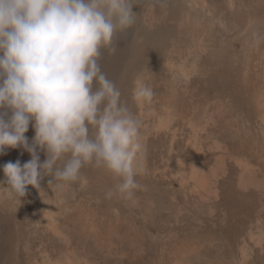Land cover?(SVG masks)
I'll return each instance as SVG.
<instances>
[{"label":"rangeland","instance_id":"obj_1","mask_svg":"<svg viewBox=\"0 0 264 264\" xmlns=\"http://www.w3.org/2000/svg\"><path fill=\"white\" fill-rule=\"evenodd\" d=\"M221 2L223 15L206 4L202 24L172 46L159 83L138 79L155 95L133 110L136 180L158 198L143 188L109 200L115 181L91 178L21 203L1 193L20 226L3 229L1 264H264V5Z\"/></svg>","mask_w":264,"mask_h":264},{"label":"clouds","instance_id":"obj_2","mask_svg":"<svg viewBox=\"0 0 264 264\" xmlns=\"http://www.w3.org/2000/svg\"><path fill=\"white\" fill-rule=\"evenodd\" d=\"M135 2L0 0V155L22 148L31 157L3 166L8 199L21 203L45 176L54 189L70 188L85 166L115 181L106 199L143 189L134 168L140 121L100 64L105 51H117V33L136 23ZM132 95L150 104L155 93L137 84Z\"/></svg>","mask_w":264,"mask_h":264},{"label":"bare ground","instance_id":"obj_3","mask_svg":"<svg viewBox=\"0 0 264 264\" xmlns=\"http://www.w3.org/2000/svg\"><path fill=\"white\" fill-rule=\"evenodd\" d=\"M197 1L200 2L202 0ZM204 2L207 4L206 6V4L204 3L207 9L209 8L208 10L214 8V10L217 11L220 15H223L226 11L225 6L222 5L223 2H221V0H204ZM200 4L203 5V3ZM137 5H140V8L138 7L139 9L135 8ZM251 5L252 10L258 11L260 10V6L264 5V0H251ZM204 7H197L196 2L194 3V0H136L133 9V11L138 14L136 23L125 32L117 33V35L114 37V43L117 51L115 53L105 51L102 54L100 60L102 71L107 75L109 79L113 80L116 83L117 87L121 91V103L126 104L132 113L135 107L140 108V102L135 101L132 95L133 89L138 84V79L148 76L155 83H159V81L162 80L164 71L165 69H167V61L169 57L168 53L171 52L173 48L172 46L175 43L180 42L182 38L185 37L184 34L186 35V33L191 32V28L193 29L192 25H194L195 22V24H197V21L202 20V17L204 16V13H202L204 12ZM207 9L205 12H207ZM214 10H210V12L212 11L211 15H213V12L215 13ZM208 12L207 14H209ZM238 12L240 11L238 10L237 13ZM255 16L256 14H249L246 19L245 26H247L249 30L251 29L250 31H253V28H257H255L254 24L259 21L257 20L256 22L254 20H256L258 14L256 18ZM200 18L201 20H199ZM208 21H211V19ZM199 23L202 24V21ZM206 23L208 22L206 21ZM194 29L196 28L194 27ZM214 77L215 76H213V78ZM158 86L159 84H157V88H155L157 93L161 91ZM25 135L31 143V140L34 136V132L31 126H29V129L25 133ZM39 157L40 162H43L46 159L45 153L43 151L39 152ZM30 159V155L22 148L9 149L6 150L5 154L0 155V186H7L4 182L5 178L2 171L3 166L6 163L19 160L21 164H23ZM89 178L96 180L100 184H106L108 181L113 180L110 176L106 175L101 170L95 169L91 166H85L81 169V179L86 180ZM50 179H52L51 176H45L40 182L39 190L29 186L26 192H49L51 189V185H49ZM143 188L147 193L153 195L155 198H158V194L154 191L153 188L149 187L148 185H143ZM233 196V200L236 199L235 197H237V199L239 198V196L235 194ZM240 198L239 200H241ZM235 201L237 203L238 200ZM240 202L242 203V201ZM229 203H231V201ZM14 204L15 202H11L8 199H6L5 201V198H3L0 193V264L2 260L1 258H4L3 255L5 248L4 242L2 240V236L4 237V233L2 234V236L1 233L4 228L6 230V228L17 224L16 221L18 220L17 216L15 215L16 212L13 210L12 205ZM238 206L240 207V203L238 204ZM36 225H38V223ZM14 226L15 227L13 228L15 229L16 226L20 227L19 225ZM24 226L25 225L22 224L20 230H24ZM13 231L9 230V232L6 233L8 235V238L7 235L5 236L7 238H5L7 240V244L10 243L9 241L13 236L17 235H14L15 233L19 234V228L18 232L17 230L15 232ZM15 238L13 237V240ZM7 248L8 246H6V250ZM9 249H11V246Z\"/></svg>","mask_w":264,"mask_h":264}]
</instances>
